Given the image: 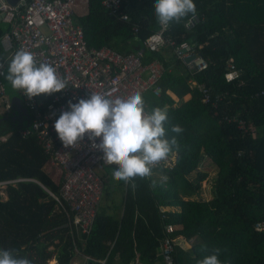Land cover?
<instances>
[{
	"label": "trees",
	"instance_id": "1",
	"mask_svg": "<svg viewBox=\"0 0 264 264\" xmlns=\"http://www.w3.org/2000/svg\"><path fill=\"white\" fill-rule=\"evenodd\" d=\"M124 2L126 21L110 15L101 0H88L87 12L73 20L89 47L108 46L123 54L140 50L143 63L162 62L160 94L147 91L143 98L149 108L167 109L169 137L175 135L172 125L183 129L177 135L174 166L154 168L149 178L137 177L135 187L114 180L116 167L109 166L110 178L101 175L102 198L111 196L109 185L115 183L122 194L121 215L99 206L90 232L83 234L47 191L58 193L60 186L45 169L49 156L34 136L20 132L29 123L28 112L0 113V180L26 178L7 184L5 197L0 193V249H22L21 255L33 264L52 258L56 264H71L75 248L96 259L106 256V264H131L135 258L141 264H159L160 241L170 223L176 226L174 235L194 238L186 249L176 246L179 264H198L214 248L221 249V264H264V230L252 228L264 221V0H194L197 20L187 27L193 16L189 13L165 33L176 43L189 41L206 60V69L193 79L222 96L216 108L203 103L189 86L190 71L170 46L156 51L144 47L146 37L159 28L154 0ZM7 28L0 21V36ZM230 59L240 73L234 81L224 77ZM187 93L190 97L184 100ZM223 115L244 119L254 134L226 122ZM205 157L217 168L209 198L200 192L208 176L199 168ZM162 175L168 179L162 181Z\"/></svg>",
	"mask_w": 264,
	"mask_h": 264
},
{
	"label": "built area",
	"instance_id": "2",
	"mask_svg": "<svg viewBox=\"0 0 264 264\" xmlns=\"http://www.w3.org/2000/svg\"><path fill=\"white\" fill-rule=\"evenodd\" d=\"M87 4L88 0H19L11 5L0 0V21L8 24L7 30L0 36V113L11 110L10 100L4 98L5 88L1 76L19 48L34 52L42 62L53 65L61 76L69 80L65 90L50 95L40 94L29 99L17 91V97L30 116L28 125L22 127L20 132L22 136H34L49 156L50 163L59 169L61 180L58 193L47 191L66 213L70 223L83 234L90 232L100 206L105 182L99 172L117 165H109L102 160V151L92 147L93 141L88 140L87 134L75 148L64 147L53 127L54 121L62 110H68L69 101L75 103L78 99H87L91 92L127 96L135 91H141L142 94L151 91L158 96L161 91L159 81L165 71L158 59L143 63L140 50L123 54L108 46L89 47L82 27L73 20L78 6L87 12ZM101 5L117 19H128L124 0H101ZM196 20L197 17L193 15L185 25L189 27ZM168 29L169 26L165 29L159 24V28L143 41L144 47L156 51L164 45L170 46L174 55L190 71L189 86L200 93L203 103L216 108L222 96L212 95L205 83L193 79L194 73L206 69V60L189 41L176 43L166 36ZM192 53L195 56L186 62L184 58ZM239 75V70L230 59L224 74L226 81L239 79ZM223 119L236 124L244 132L250 130L254 134V128L237 115H223ZM98 142L99 138H96L95 143ZM175 157L176 153L170 154L169 159L156 168L171 169ZM25 179L0 180V193L7 184ZM161 209L165 210L163 207ZM252 228L264 230V221L255 222ZM175 229L173 224L165 225V235L159 246V264H169L168 260L171 264H179L175 258V248L179 246L186 249L181 242L183 236L173 234ZM79 253L75 248L73 255ZM80 255L83 258L81 264L87 260L106 264V256L96 259L82 253ZM131 264L141 262L135 258Z\"/></svg>",
	"mask_w": 264,
	"mask_h": 264
},
{
	"label": "clouds",
	"instance_id": "3",
	"mask_svg": "<svg viewBox=\"0 0 264 264\" xmlns=\"http://www.w3.org/2000/svg\"><path fill=\"white\" fill-rule=\"evenodd\" d=\"M154 15L165 29L172 22L179 23L189 13L196 14L194 0H154ZM4 78L14 90L29 99L40 94L61 92L69 86L68 78L61 76L56 67L42 62L34 52L19 48L7 64ZM166 108H149L141 91L127 96H112L91 92L87 99L68 102L54 121V129L64 147L75 148L87 134L92 147L102 151V160L117 167L112 172L116 181L135 187V179L149 178L153 169L177 153V135L183 129L172 125L168 136ZM96 138L99 142L95 143ZM166 175L161 176L166 181ZM156 181H152L155 186ZM22 249H0V264H33L21 255ZM220 248H214L198 264H221ZM169 264H171V261Z\"/></svg>",
	"mask_w": 264,
	"mask_h": 264
},
{
	"label": "crops",
	"instance_id": "4",
	"mask_svg": "<svg viewBox=\"0 0 264 264\" xmlns=\"http://www.w3.org/2000/svg\"><path fill=\"white\" fill-rule=\"evenodd\" d=\"M78 8H81L80 6H78ZM84 11L83 14H85V10L83 8H81V11ZM169 93V95L175 100V101H178V97L171 91H167ZM190 97V94L187 93L186 95H184L183 99L184 100H187L188 98ZM207 157H205L202 162L206 161L207 162ZM50 166L51 168L53 167L55 169V173H57L58 175H60V172H59V169L56 168L55 166H53L51 163H50ZM109 167H106L104 170L100 171L99 174L103 176V178H105L106 180H108L110 178V174H109ZM208 180V176L206 177V179L204 180V183H203V186H202V193L201 195L206 197V198H209L212 194V184L209 186V188H206V182ZM108 183V182H107ZM110 183V182H109ZM112 185V183L110 184ZM109 185V187H110ZM104 192V190H103ZM208 194V195H207ZM102 199V198H101ZM103 201H101V205L100 206H103V208L105 209V212H108V213H111L112 211L114 212V214H116L115 212L117 211V214L118 216L121 215V212H122V206H123V201H122V194H121V191L116 189V190H112V194L111 196H109L107 199H102ZM117 201L116 202V205H114L113 207H110V204L112 203V201ZM165 210H175L174 207H164ZM194 241V238L190 239V240H185V239H182V243L184 244V246L186 248H188L190 246V243ZM75 258V260H74ZM80 258V259H79ZM73 259V261H72ZM71 259V264H81L82 263V256L80 255V253L78 255H75L73 256ZM79 259V260H78ZM51 260V259H50ZM48 260V261H50ZM54 260L55 264H56V260L55 259H52Z\"/></svg>",
	"mask_w": 264,
	"mask_h": 264
},
{
	"label": "rangeland",
	"instance_id": "5",
	"mask_svg": "<svg viewBox=\"0 0 264 264\" xmlns=\"http://www.w3.org/2000/svg\"><path fill=\"white\" fill-rule=\"evenodd\" d=\"M84 13V11L82 10L81 11V8H77V15H80V14H83ZM45 27H43V30L45 31V29H44ZM6 71H7V68L5 69V73H6ZM1 80H2V82H3V85H4V88H5V95H4V98L6 99V100H10L12 97H15V96H17V90H14L12 87H11V85H10V83L8 82V81H6L5 80V78H4V75L3 76H1ZM3 138V137H2ZM207 160V162L206 161H204V162H201L200 163V165H199V168L201 169V170H205V171H207V173H208V180H207V182H206V188H209V186L212 184V182L215 180V177H216V172H217V168L213 165V163L207 158L206 159ZM45 169L46 170H48L50 173H51V175H52V177L55 179V180H57L58 182L61 180V177H60V175H58L57 173H55V169L52 167L51 168V166H50V161H48L47 163H46V165H45ZM203 183H204V181L202 182V186H203ZM110 189H118V186L114 183V184H112V185H110V187H109ZM201 193H202V190L200 191ZM1 194L3 195V197H5V193L3 192V190H1ZM208 195V194H207ZM204 197V196H203ZM207 197V196H206ZM205 197V198H206ZM103 199V198H102ZM101 199V201H103ZM101 201H100V205H101ZM116 202L117 201H112V203L110 204V207H113L114 205H116ZM111 213H114L113 211L111 212ZM116 214H117V211L115 212ZM61 247H58V249H60ZM52 259H54V258H52ZM80 259V258H79ZM78 259V260H79ZM74 260H75V258H74ZM72 261H73V259H72ZM46 264H48V261H47V263Z\"/></svg>",
	"mask_w": 264,
	"mask_h": 264
},
{
	"label": "water",
	"instance_id": "6",
	"mask_svg": "<svg viewBox=\"0 0 264 264\" xmlns=\"http://www.w3.org/2000/svg\"><path fill=\"white\" fill-rule=\"evenodd\" d=\"M7 1L8 3H10L11 5H15L19 0H5ZM20 6V4H19ZM195 56V54H190L189 56L185 57L184 60L187 62L189 60H191L193 57ZM10 104H11V113L12 114H15V113H25L26 112V109L25 107L23 106L21 100L15 96V97H12L10 99Z\"/></svg>",
	"mask_w": 264,
	"mask_h": 264
},
{
	"label": "bare ground",
	"instance_id": "7",
	"mask_svg": "<svg viewBox=\"0 0 264 264\" xmlns=\"http://www.w3.org/2000/svg\"><path fill=\"white\" fill-rule=\"evenodd\" d=\"M54 262L55 261L51 259L50 261H48V264H55Z\"/></svg>",
	"mask_w": 264,
	"mask_h": 264
}]
</instances>
